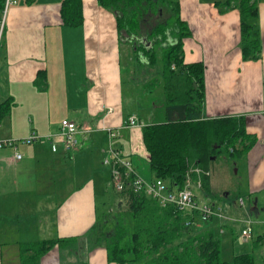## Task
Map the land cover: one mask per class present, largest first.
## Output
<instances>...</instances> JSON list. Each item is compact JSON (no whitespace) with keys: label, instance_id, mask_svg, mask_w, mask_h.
Returning <instances> with one entry per match:
<instances>
[{"label":"crops","instance_id":"crops-1","mask_svg":"<svg viewBox=\"0 0 264 264\" xmlns=\"http://www.w3.org/2000/svg\"><path fill=\"white\" fill-rule=\"evenodd\" d=\"M62 1L26 5L18 0L6 15L0 104L10 100L12 107L0 124V139L58 134L63 120L92 132L83 148L72 153L61 143L53 152L46 141L18 142L23 158L17 161L13 147L0 148V264H21L23 245L53 239L78 242L55 245L38 264H117L109 262L107 249L89 233L101 220L97 194L111 185V167L104 164L110 148L121 151L142 179H155L142 134L146 122L153 121V114L145 111L155 98L139 88L138 112L126 109L134 97H125L122 46H130L120 37L115 14L98 0H83L84 24L71 28L62 21ZM174 1L190 31L183 41L185 63L205 64L203 118H244L251 135L245 144L253 142L241 159L247 165L249 200L237 197L244 199V210L237 215L236 203L224 204L225 219L210 221H219L222 234L235 223L243 230L251 223L250 239L254 248L261 247L264 264V0H258L259 15L252 21L261 38L258 61L243 60L239 10L221 13L216 5L226 0ZM131 117L141 126H131ZM108 129L116 138L110 140Z\"/></svg>","mask_w":264,"mask_h":264},{"label":"trees","instance_id":"trees-1","mask_svg":"<svg viewBox=\"0 0 264 264\" xmlns=\"http://www.w3.org/2000/svg\"><path fill=\"white\" fill-rule=\"evenodd\" d=\"M7 1L0 0V21ZM23 1L26 5H33L36 0ZM98 4L115 14L120 37L128 41L131 54L135 53L136 66L142 67L145 61L147 64L144 65L158 71V76H153L155 83L153 79L150 83V93L156 92L154 98L157 100H154L152 108L145 111L153 114V121L143 126L142 131L143 142L150 155V170L155 179L165 181L170 187L182 188L192 167L207 173L212 161L223 153L236 161L242 159L253 146L252 141L245 144L251 139L245 119L203 118L205 64L185 63L183 41L190 31L187 23L180 18L179 2L98 0ZM216 5L221 13L239 10L243 60L258 61L262 54L261 38L258 27L252 22L259 15L258 0H226L216 2ZM151 15H159V19L149 25ZM165 15L164 20L162 17ZM61 18L68 27H82L83 0H63ZM4 35L5 27L2 44ZM121 70L124 83L125 70L129 69L123 66V59ZM135 89L133 104L127 105V111L132 107V112H138L141 98L139 88L135 86ZM159 98L162 99L160 105ZM11 107L10 100L0 104V124ZM239 143L243 144L241 149H237ZM194 179L197 177L194 176ZM202 182L201 190H209L210 178L203 175ZM117 196L127 200V207H123L121 200L118 201L117 211L114 214L111 211L89 232L97 245L107 249L110 263L257 264L253 253L236 254L231 263L225 261L221 255V240L214 229L199 231L194 224L188 226V221L191 224L194 222V217L190 215L172 207L163 208L152 197L135 194L131 189ZM128 216L132 217L131 225ZM71 242L76 243L78 239L25 244L21 247V264H38L55 245L69 246Z\"/></svg>","mask_w":264,"mask_h":264},{"label":"built area","instance_id":"built-area-1","mask_svg":"<svg viewBox=\"0 0 264 264\" xmlns=\"http://www.w3.org/2000/svg\"><path fill=\"white\" fill-rule=\"evenodd\" d=\"M17 1H7L6 9L2 21H0V49L2 46L3 31L5 27L6 15L9 9L16 5ZM110 112L112 109H109ZM131 126H141L137 117H131L129 120ZM92 132L90 127H80L76 122L71 120H63L60 125V132L58 134L40 136L35 133L30 136L18 140H1L0 148L13 147L15 152V159L17 161L23 158V155L17 152V143L23 142L32 144L39 141H46L51 144L53 152L58 151V144L61 143L67 152H76L81 150L84 146V139ZM110 140L116 138L117 133L112 129L107 130ZM83 137V138H82ZM106 166L111 167L112 185L117 193H124L131 189L135 194H146L157 200L163 208H175L177 211L194 217V222H187L188 226L197 224L198 220L208 221L214 217L225 219L223 208L217 204L199 203L195 189H202V176L209 175V173L201 170L198 167H192L186 174L185 183L182 188L170 187L165 181L161 179H154L152 181H145L135 171L132 163L126 161L121 151L110 148L108 156L104 160ZM194 176L197 179H194ZM240 207L244 206V199L239 200ZM242 231L243 237L250 239L253 228L250 225Z\"/></svg>","mask_w":264,"mask_h":264},{"label":"rangeland","instance_id":"rangeland-1","mask_svg":"<svg viewBox=\"0 0 264 264\" xmlns=\"http://www.w3.org/2000/svg\"><path fill=\"white\" fill-rule=\"evenodd\" d=\"M159 15H155L149 18V25L158 21ZM166 15L162 17L165 20ZM127 47V44L124 43L122 46V59H123V66L127 67L129 71H126V79L124 81V91L125 97L127 100H130V96L132 98L133 94L131 93L132 90H135V86L137 88L144 89L145 91L150 92V83L154 82L153 76H158V71L155 68H149V66L144 65L146 62L144 61L142 67H137L135 62V53L131 54V51ZM1 52V50H0ZM149 68V69H148ZM153 81L151 82V80ZM145 81H148L147 89L143 87L146 84ZM153 83V84H154ZM151 87H154L152 85ZM153 94V92H151ZM156 92L153 94L155 97ZM134 97V96H133ZM158 97V96H157ZM157 100V98H155ZM134 101V100H133ZM132 101V102H133ZM154 101V99H153ZM158 104L160 105L162 99H158ZM148 118L145 117L144 121H147ZM152 119H150L146 123H151ZM216 159V158H215ZM241 160V159H240ZM235 160L229 154L223 153L219 156L216 160H213L211 163V177H210V186L208 189H195L197 200L199 203H207L212 204L215 202L219 206H223L224 204H233L237 207L238 214H241L244 209L240 207L238 204L237 195L240 194L245 199L249 200L248 197V175H247V165L245 161ZM238 170V172L236 171ZM151 178L153 176L151 175ZM111 185L109 188H103L104 192H98L97 194V207L100 219L102 220L103 217L110 211H113V214L117 211V203L118 201L123 202V207H127L128 203L126 199H118V194L115 191L112 185V178H111ZM239 195V196H240ZM236 203V204H235ZM126 209V208H125ZM128 223L131 225L132 217L128 216ZM197 230L203 231L208 228H213L215 234L221 240V255L222 258L231 263L233 258L236 254L241 253H253L256 256L257 264L261 263V247L257 246L254 248V243L252 239L248 240L247 242L244 241L242 231L243 227L241 223H235L232 227V230L227 231L226 234H222L219 228V221L216 219L213 223L211 221H200L198 220L197 224H195ZM112 226V224H111Z\"/></svg>","mask_w":264,"mask_h":264},{"label":"bare ground","instance_id":"bare-ground-1","mask_svg":"<svg viewBox=\"0 0 264 264\" xmlns=\"http://www.w3.org/2000/svg\"><path fill=\"white\" fill-rule=\"evenodd\" d=\"M75 18V17H74ZM147 196V195H146ZM137 198V197H136ZM139 198V197H138Z\"/></svg>","mask_w":264,"mask_h":264}]
</instances>
